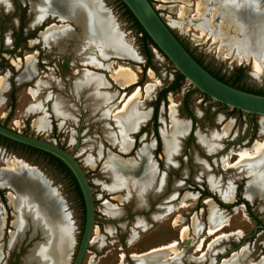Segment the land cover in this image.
<instances>
[{"label":"rangeland","instance_id":"1","mask_svg":"<svg viewBox=\"0 0 264 264\" xmlns=\"http://www.w3.org/2000/svg\"><path fill=\"white\" fill-rule=\"evenodd\" d=\"M43 1L45 8L47 0H0V48H13L17 37L15 33L19 32L20 26L23 36H32L22 42L12 54L0 53V123H5L7 127L23 134L59 144L84 169L94 197L95 222L92 240L81 264H143L144 260L151 264H222L223 258L231 257L243 247L245 253L242 256L233 255L234 258L226 264H249V261H257L264 254L262 199L259 196L252 199L246 197L245 186L252 179L250 170L246 167L226 170L224 161L232 162L237 158L235 154L227 157L229 151L249 147L255 141L264 139V116L232 112V108L205 97L200 91H194V87L184 79L178 89L167 93L158 108L157 131L162 143L160 150L153 153L150 160L154 161L157 170L159 168V176L165 174L162 193L157 197L154 194L155 198L150 196L148 208L136 207L134 198L128 196L130 187H126L128 194L126 191H117L118 189L117 192L107 193L104 185L109 184L111 178L104 168L105 160L111 157L126 163L139 161L140 149L137 148L155 138L151 130L141 133L136 150L131 152L135 158L126 159L130 153H121L119 146L117 148L116 145H111L108 138V134L116 133L115 136L120 140L119 110H122L128 97L136 92L139 94L135 95L139 96L134 95L129 99L135 104V109L150 108L152 111L157 93L174 79L176 69L152 46L151 62L144 67L146 57L143 54L140 34L124 16L116 0L94 1L101 3L111 22L115 24L117 34L121 35L126 46H130L128 47L132 54L124 58L112 57L105 49L99 50L101 46L91 43L84 33L87 29L85 19L80 17L79 27L77 23L63 18L59 11L38 13L37 8ZM150 2L203 66L227 80H231L240 67L242 74L237 85L264 90V76L254 71L252 58L237 62L232 53L228 55V48L221 45L218 37L220 33L238 37L239 32L232 24L233 21L215 12L216 7L212 6L207 12V29H204L200 25L204 20L202 15L205 10L199 5L201 0ZM235 2L242 6L245 0ZM202 5L205 7V4ZM253 8V11H248L245 15L254 18V14L263 13L264 0H258ZM241 20H246V16ZM64 23L70 25L71 37L63 34L64 29L60 25ZM49 24L53 25L52 29L41 33ZM30 60L33 62L29 67L27 63ZM118 66L127 67L136 74L134 83L127 85L129 88L121 89L122 92L116 90L119 85L112 78L113 71ZM88 71L100 74L108 82L107 86L95 87L93 91L97 94L104 91L112 95L116 93V99L112 100L116 102L102 100L95 105L91 97H96V94L86 91L80 95L86 86L80 85V78ZM147 83L151 84V90L146 95L143 89ZM12 88L15 89L13 103L9 96ZM184 98L195 117L193 139L186 143L189 131L179 137V149L169 161L163 150L162 132L167 133L170 129V106L177 120H188L190 123L191 118L183 110ZM56 103L64 115H58L57 111L56 114L52 112ZM11 109V116L6 120ZM40 116H47L49 120V126L45 130H39L34 125L33 121ZM226 123H230V129L228 134L223 135L222 128ZM136 133L138 131L131 136L134 138ZM199 135L218 136L216 150H206L198 139ZM14 158L21 159L36 170L54 192L59 204L57 211L62 215H58L59 236L55 241L52 239L50 227L41 222L39 214L36 217L31 207H22V228L16 227L15 221L19 215L17 206L23 203V199L33 201L30 193V187H33L31 183H22L23 188L18 191V188L13 189L9 185L11 176L7 171ZM261 168L264 172V164ZM28 171L19 167L17 173L25 177L29 175ZM139 171H135L134 176L139 175ZM127 177L130 179L131 174ZM27 179H23L24 182H28ZM0 180L3 183L0 185V264H71L84 220L80 200L70 179L45 156L6 147L0 143ZM213 180L219 182L221 187L233 186L235 193L231 203L220 199L217 190L210 185ZM206 191L230 207H221L213 197L201 196ZM11 195L15 197L12 204ZM238 195L249 203V207L238 202L235 205ZM207 198L211 201L205 202ZM42 201L46 203V199ZM105 201L109 205H105ZM181 201L186 205L181 207ZM161 203L169 205L162 208ZM210 203L217 209H223L220 216H228V224L222 229L223 232L229 234L240 230L241 233L224 238L220 244L215 245V252L208 254L204 260H195L192 256L200 254L199 250H195L197 241L205 236V226L211 219ZM23 209L27 211L23 212ZM25 213L30 215L31 220L27 219ZM193 223L196 224V230L192 227ZM184 227L188 229L182 241L180 232ZM11 231L17 235L13 241ZM173 240L179 241V244L175 247H164ZM209 240L210 237H207L205 248ZM38 246L44 249L53 247L55 259L54 256L52 258L45 253L35 252ZM151 248H160V251L143 258H131V253H143ZM121 253H124L123 261Z\"/></svg>","mask_w":264,"mask_h":264},{"label":"bare ground","instance_id":"2","mask_svg":"<svg viewBox=\"0 0 264 264\" xmlns=\"http://www.w3.org/2000/svg\"><path fill=\"white\" fill-rule=\"evenodd\" d=\"M235 1L236 0H201V4L199 5L200 7L202 6V8L205 10L203 11V15H202L204 20L200 23V25L202 26V28L207 29V18H206L207 12H209L212 6L216 7L215 12L218 13L220 16L233 21L232 24L236 26L239 32L238 37H232L228 35L227 33L226 34L220 33L218 37L220 39L221 45L228 48L227 50L228 55L232 53V56L234 57V59L237 60V62H241L243 60L247 61L249 58H252L254 71L264 76V61H263L264 59V12L254 14L255 17L252 18L245 14L248 11H253L254 9L253 6L254 5L256 6L258 4V0H245L242 6L237 4ZM202 4H205V7H203ZM43 5H44V1L41 2V4L38 6L37 8L38 13L59 11L58 13H60L63 18H68L74 23H77L79 27H80L81 18L85 19L87 23L86 24L87 29L84 30V33L88 36L89 41H91V43L93 44L101 46L100 48L105 49L104 51H106L107 53H111L112 55H115L117 57H126L132 54L129 48L130 46L129 45H128L129 47L126 46V44L123 42V40L120 37L121 35L119 36V34H117L115 24L111 22L108 13L105 12L104 7L101 5V3L96 2L94 0H47L45 8ZM244 16H246V20H241L242 18H244ZM52 26L53 25L51 24L47 25L41 31V33H46L50 31L52 29ZM60 27L64 29L62 30L64 32L63 33L64 35L66 34V35H69L70 37L72 36L71 28L68 23L61 24ZM208 27H210V25ZM261 61H263V63ZM32 62L33 60H30L27 63L29 67L31 66ZM86 75L88 79L92 80L93 84L96 86L101 85L102 82L104 81V78H102V76L98 73L88 71ZM135 75H136L135 72L130 70L129 68L118 66L117 69H114L112 78L115 80V82L120 87H125L127 85L134 83ZM150 86L151 84L147 83L143 89L146 95L151 90ZM135 94H139V93L133 92L128 98L130 99ZM115 95L116 93H113V95L110 97L113 98L115 97ZM129 99L126 102H124V105L121 108L123 111L119 110L121 111V116L120 118H118L120 129H122L121 144L124 148L127 146V144L131 146V144L129 143L132 142V138L128 135L129 132L135 131L140 124L144 123L148 119L150 112H151L150 108H143V109L136 110L134 107L135 104L133 105V102H131V100L129 101ZM94 104L96 105V102H94ZM173 111L174 110L172 109V106H170L169 116H171L170 117L171 124L169 127L170 128L169 132L167 133L164 131L162 132L163 150H164L166 159L169 161H171L173 155L179 149V137L187 134L190 128L189 123L187 121L177 120L173 116L174 115ZM59 113L61 115L63 114L62 112L58 111L57 114L59 115ZM113 115L115 117L116 112H114ZM33 122L37 128H46L49 126V120L47 116H40L36 118ZM229 129H230V123L229 124L226 123V125L222 128L223 135L228 134ZM205 136H201V135L198 136V139L204 145L205 149L208 151L216 150V148L218 147L219 137L216 135L212 137H205ZM152 145H153V142H150L149 144L148 143L144 144L142 148H140L141 156L144 157V163L142 164V167L140 169L142 170L141 172L142 174L140 176H141V180L144 183H146L148 179L151 178V175L153 174V170H155L156 168L154 161L150 160V149ZM232 154H235L237 158L232 162H228L227 160H225L224 169L226 170L236 169L240 167L248 168L250 170L252 179L249 180L245 186L246 197L252 199L255 196H259L262 199V205L264 207V172L261 170L262 169L261 167L264 164V139L260 141H255L249 147H242L235 151H229L227 153V157H232ZM134 165H135V162L126 163L123 160L112 158V159H109L105 163L104 166L110 167L112 171H114L115 177L119 178L121 175H124L126 177L127 175L129 176V174L131 173V169H132L131 167ZM19 167H21L24 171L29 170L28 171L29 175H25L24 177L20 175L19 173H17V170ZM7 173L11 176V181L9 185L13 189L18 188L17 190L21 191L23 188L22 183L24 185L25 183H31L33 187V189L30 187V193H31V197L33 198L32 199L33 201L30 202L29 200L26 201V199H23L22 201L23 203L17 206L19 215L17 216V219L15 221L16 227L19 229L22 228L23 220L20 218V214H22L21 213L22 207L24 208L31 207L33 212L36 214V217L39 214L40 217L42 218L41 222H44L45 225L50 227L52 239L54 241L58 239L59 231H58V226H57V219H58L59 213L57 211V207H59L58 206L59 204L57 203L55 199L56 197L54 196V192L46 184L45 179L36 170H34L32 167H30L28 164H26L19 158L18 159L14 158V160H12V162L9 163V169ZM25 178H28L27 179L28 182H24L23 179ZM160 180L161 181H159L160 182L159 188H157L158 190L162 189V186H163L162 185L163 178H161ZM2 184L3 183L0 180V185ZM210 185L212 186V188L217 190L220 199H222L224 202L230 203L233 200L234 193H235L233 186L225 185L224 187L223 186L221 187L219 182L215 180L211 181ZM118 188L119 187L115 186L112 188V190L118 189ZM184 196H186V194ZM14 198H15L14 195L10 196L11 204L14 203L13 202ZM45 199H46L47 206H46V203L44 204V202L42 201ZM209 201H211L210 198H207L205 200V202H209ZM104 204L109 205V202L105 201ZM167 205L169 204L161 203L160 207L164 208ZM185 205L186 204L183 201H181L180 206L183 207ZM210 208H211V212H210L211 219L208 225L205 226V229H206L205 236L203 237L201 236V238L197 241L195 250H199L200 254L199 256H192V258L195 260H200V261L204 260L208 254L215 252L214 250L215 245L220 244V242H222L224 238L230 235H236V234L241 233L240 230H236L229 234L223 232L222 229L228 224V216L221 215L222 216L221 217L219 213L220 212L223 213L222 212L223 209L222 210L217 209L211 203H210ZM50 209L52 212H50ZM192 227L196 230L195 223H193ZM1 229H2V223L0 221V232H1ZM187 229L188 227H184L180 232V239L182 241L184 240ZM11 233H12L11 241H13L15 239L16 233H14V231H11ZM207 237H210V240L209 242L206 241L208 242V244H207V247L205 248V240ZM178 244H179V241L173 240L167 246H164V247H173V246L175 247ZM158 251H160V248H151L143 253H131V258L138 259V258L146 257L148 255L151 256V254L156 253ZM245 251H246L245 247H243L240 250V252L239 251L234 252L231 257L223 258L222 264H226L230 262L231 259L234 258L235 255L242 256L243 253H245ZM35 252L45 253L48 256L50 255L52 258L54 256V259H55V255H54L55 251L53 247H47L44 249L43 247L41 248L40 246H38V248L35 249ZM120 257L122 258L121 261H123L124 253H121ZM147 261L144 260L143 264H151L150 262H147ZM122 263L123 262H120L119 264H122ZM260 263L264 264V254H262V256L257 261H254V260L249 261V264H260Z\"/></svg>","mask_w":264,"mask_h":264},{"label":"water","instance_id":"3","mask_svg":"<svg viewBox=\"0 0 264 264\" xmlns=\"http://www.w3.org/2000/svg\"><path fill=\"white\" fill-rule=\"evenodd\" d=\"M149 35L157 48L185 80L212 100L247 114L264 116V95L238 89L220 80L200 64L182 45L157 13L150 0H121ZM0 135L10 140L46 151L63 161L73 173L84 201V226L71 264H81L92 240L95 202L84 169L67 150L54 142L23 134L0 123Z\"/></svg>","mask_w":264,"mask_h":264},{"label":"trees","instance_id":"4","mask_svg":"<svg viewBox=\"0 0 264 264\" xmlns=\"http://www.w3.org/2000/svg\"><path fill=\"white\" fill-rule=\"evenodd\" d=\"M116 1L118 2V4L120 5V7L122 8L124 16L128 20L131 21L134 30L137 33L140 34V41H141V44H142L143 54L146 57V63L144 65V67L146 65L149 66V64L151 62V57H152V53H151V50H150V46L156 48L162 55H163V53L157 48V46L155 45V43L152 41V39L149 37V35L145 32V30L142 28V26L139 24V22L136 20V18L131 13V11L127 8V6L121 0H116ZM15 34H16L17 37L15 38V40L13 42V48L12 49H2V48H0V53H9V54H12L20 46V44L22 42H25L28 38H31L32 37L30 35L29 36H23L22 35V27H20V31L18 33H15ZM199 63H201V62L199 61ZM206 69L210 73H212L214 76H216L217 78H219L220 80L224 81L225 83H227V84H229L231 86H234V87H236L238 89H241V90H244V91H247V92L264 95V90L248 89V88H243L242 86L237 85V82L241 78V74H242V68H240V67L237 68V71L233 75V78L231 80L224 79L221 76H219L217 73L212 72L208 68H206ZM184 79H185L184 76L176 70V74H175L174 79L170 82V84H168L167 86H165L164 88H162L157 93L156 99L154 100L152 118L147 123V126L150 125L151 122L153 123L154 133H155V136H156V139H157V148H156V151H159L160 148H161V140H160V137H159V135L157 133V124H158L157 123V115H158V108H159L160 102L165 99V97H166V95H167L168 92L174 91V90L178 89L179 86H180V84H181V82ZM194 91H199V90L194 87ZM14 93H15V89L12 88L11 91H10V93H9V96H10V99H11L12 103L15 100V94ZM203 95L205 97H208L205 94H203ZM182 104H183V110H184V112L186 113V115L188 117H190L192 119L193 126H194L195 117L192 114V112L189 110L188 103H187V99L184 98ZM224 106L226 107V105H224ZM231 111L232 112H237V113H242V111H240L238 109H235V108H232ZM11 112H12V109L10 110V112L8 113V115L6 116V120L11 116ZM251 115H254V114H251ZM3 125L6 126L5 123H3ZM146 128L147 127H142L140 129V133L143 132ZM192 128H194V127H192ZM190 140H192V135L190 136ZM0 143L1 144H4L6 147H12L13 149H23V150H26V151H28L31 154H41V155L45 156L50 163H52L55 166H57L58 169L60 171H62L70 179V181L73 183L75 192L77 193L78 198L80 200V204H81V208H82V214H83V220H84V217H85L84 201H83V197H82V193H81L80 187H79V185H78V183H77V181H76L73 173L71 172V170L69 169V167L63 161H61L59 158H57L56 156H54V155H52V154H50V153H48L46 151H43V150H40V149L31 147V146H28V145H25V144H22V143H19V142L10 140V139H8V138H6L4 136H1V135H0ZM136 145H137V143H136ZM60 147H62V146H60ZM237 193L239 194V191ZM201 196H210V197H213L218 202V204L221 207H225V206L226 207H230V205H225V203H222L221 201L217 200L216 197H215V195H213L209 191L202 192L201 193ZM237 202L238 203H244L247 207H249V203L246 200L241 199V197L239 195H238L237 201L235 202V205L237 204ZM83 226H84V223H83ZM82 230H83V228H82Z\"/></svg>","mask_w":264,"mask_h":264},{"label":"crops","instance_id":"5","mask_svg":"<svg viewBox=\"0 0 264 264\" xmlns=\"http://www.w3.org/2000/svg\"><path fill=\"white\" fill-rule=\"evenodd\" d=\"M100 50H102V49H100ZM107 54L108 55H112L111 53H107ZM112 57H115V55H112ZM117 58H124V57H117ZM82 84H84L86 86H85V88H83V90L81 91L80 95L83 94V92H86V91H89L88 93H91L93 95L96 94V97L95 96H92L91 97V99L93 100V102H96V105H98L100 103V101H102V100L103 101L109 100V102H112V103L113 102H116V100L115 101H112V100L116 99V97L111 98L110 97V96H112L111 93L108 94L107 92L104 91L103 93H100V94H102V95H100V94H97L96 91H93V89L95 87H99V86L102 87L104 85L107 86L108 85V82L105 79H104V81L102 82L101 85L96 86V85L93 84V81L92 80H89L88 77H87V75L85 74V75L81 76V78H80V85H82ZM118 88L119 89H116V90L118 92H122L121 89L124 90L125 88H129V86H126V87H120V86H118ZM125 93H127V92H125ZM52 105H53V103H52ZM119 105H120V103H119ZM58 107H59L58 106V103L54 104V109H52V112L54 111L53 113L56 114V111L57 112L59 111ZM151 114H152V111L150 112V115H149L148 119L146 120V122L149 120ZM57 118H59V117H57ZM185 121H187L189 123L188 120H185ZM146 122L142 123L136 131H133V132H131L129 134V136L132 138V142L129 143V144H131V146L128 145V144L126 146L127 148L126 147L124 148L122 146V144H121V133H122V129H119V128H118V131H121V133L119 134L120 140H118V138L116 137L117 135L115 136L116 133L114 135L108 134V138L110 139L111 145H113V146L116 145L115 147H117V148L119 146V149L118 150L121 153H123V154L129 153V151L132 149V147L134 145V138H133V136H131V134L137 132L141 128V126H143ZM190 124H191V121L189 123V127H190ZM46 128H48V127H46ZM46 128H37V129H39V130L40 129L41 130H45ZM141 138H143V137L141 136ZM150 142H153V145H152V147L150 149V156H152V155H154L153 152H154V149L156 147V140L155 139H152L151 141L148 142V144ZM129 146H130V148H129ZM137 149H140V148H137ZM87 158L90 160V162H92L90 156H88ZM125 158L126 159H132V158H135V156L130 155V156H126ZM109 159H112V158L111 157H108L105 161L107 162ZM106 162H104V165H105ZM130 163H134V162H131L130 161ZM143 163H144V157L141 156V152L139 150V161H135V165L131 167L132 169H131V173H130L131 174L130 179H128V177L126 179V176H124V175H121L119 178H116L114 176V171H112V169L110 167L104 166L106 172H109L110 173V178H111V182L109 184L104 185V187H105L104 190L107 193H114V192H117V191L121 190L123 192L126 191V193L128 194V189L126 187H130V189H129L130 192H129L128 196L130 195V196H132L134 198V202H135L136 207H139V208L146 207V208H148L149 207V198H150V196H152V198H155L154 197L155 196L154 194H156V197H157L159 195V193L160 192L162 193V191L164 190V187H165L164 186L165 185V178H164V176H165V174L163 173L164 176H162V174L159 176V174H158L159 173V171H158L159 168L157 170V167H156V164H155V167L156 168H155V170H153V174L151 175V178H149L148 181L146 183H144L141 180V176H140L142 173H140L137 176H134L135 175L134 174L135 171L136 172L139 171L141 169ZM140 171L142 172V170H140ZM161 178H163V184H162L163 186H162V189H159L158 190L157 188H159V184H160L159 181H161L160 180ZM115 186L119 187L118 190L117 189H113L112 190V188L115 187ZM150 193H152V194L150 195ZM141 196H142V198H141ZM25 211H27V210H24L23 212H25ZM25 216L27 217V219H29L28 216H27V213H25ZM139 223H141V222H139Z\"/></svg>","mask_w":264,"mask_h":264},{"label":"flooded vegetation","instance_id":"6","mask_svg":"<svg viewBox=\"0 0 264 264\" xmlns=\"http://www.w3.org/2000/svg\"><path fill=\"white\" fill-rule=\"evenodd\" d=\"M154 7V6H153ZM158 13V12H157ZM21 27V26H20ZM19 27V28H20ZM20 31V30H19ZM22 35H23V33H22ZM177 37V36H176ZM178 38V37H177ZM29 39V38H28ZM179 39V38H178ZM179 41L182 43V45L190 52V54H192V56L196 59V60H198L194 55H193V53L191 52V50H189V48H187V46L182 42V40H180L179 39ZM198 62H199V60H198ZM200 64H202V63H200ZM152 113H153V110H152ZM151 118H152V114H151V116H150V118H149V120L143 125V126H141V128L142 127H147L143 132H149L150 130H151V132H152V134L154 135V139L156 140V147H155V149H154V152L153 153H155L156 152V148H157V139H156V136H155V133H154V126H153V123L151 122L150 123V125H148L147 126V123L151 120ZM192 127H194L193 126V122H192V119H191V124H190V129H189V133L187 134V138H186V143L190 140V136L192 135V139H193V128ZM140 128V129H141ZM140 129L138 130V133H136L135 135H134V145H133V147H132V149L129 151V155H133V154H131V152L133 153L135 150H136V143L138 142V136L139 135H141V133H143V132H141L140 133ZM157 133H158V131H157ZM148 134V133H147ZM160 140H161V138H160ZM162 143V142H161ZM186 143H185V145H186ZM237 191V190H236ZM231 203V202H230ZM82 209V208H81ZM28 216V218H29V220H31V217L29 216V215H27ZM258 226H261V225H258ZM27 239V233H25V236H24V240H26Z\"/></svg>","mask_w":264,"mask_h":264},{"label":"built area","instance_id":"7","mask_svg":"<svg viewBox=\"0 0 264 264\" xmlns=\"http://www.w3.org/2000/svg\"><path fill=\"white\" fill-rule=\"evenodd\" d=\"M153 49H156V48H153Z\"/></svg>","mask_w":264,"mask_h":264}]
</instances>
